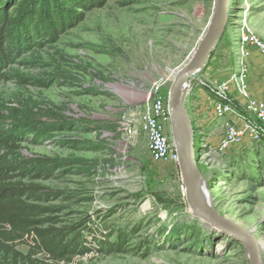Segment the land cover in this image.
<instances>
[{"label": "rangeland", "instance_id": "374dc122", "mask_svg": "<svg viewBox=\"0 0 264 264\" xmlns=\"http://www.w3.org/2000/svg\"><path fill=\"white\" fill-rule=\"evenodd\" d=\"M213 3L109 0L84 12L56 42L33 48L1 70L9 79L0 80V107L30 113L38 132V142L25 136L19 157H46L45 168L53 173L23 182L58 194L28 202L46 207L45 216L64 224L95 228L99 240L112 242L119 231L132 233L120 246L125 250L90 251L69 261L50 259L24 234L4 240L0 258L8 264H250L241 242L195 213L177 163L153 160L142 132L133 146L122 139L125 117L115 93L120 78L140 77L160 82L159 91L166 94L169 70L185 63L199 44ZM228 3L225 28L205 69L191 77L189 91L200 75L213 88L234 69L243 20L264 42V0ZM251 49L248 60L260 61L258 50ZM214 77V83L208 80ZM227 98L226 115L237 116L238 127L243 121L256 123L236 86ZM193 129L195 163L215 211L248 230L264 264V138L210 152ZM0 130H9L7 121L0 120ZM165 133L173 146L170 130ZM82 232L94 246L93 237Z\"/></svg>", "mask_w": 264, "mask_h": 264}, {"label": "trees", "instance_id": "16d2710c", "mask_svg": "<svg viewBox=\"0 0 264 264\" xmlns=\"http://www.w3.org/2000/svg\"><path fill=\"white\" fill-rule=\"evenodd\" d=\"M108 1L0 0V80L9 79L1 70L21 55L56 42L61 33L82 19L84 12L101 8ZM30 117V113L0 107V120L9 124L8 131L0 130V250L6 248L4 240L24 234H29L35 246L54 261H69L90 251L125 250L120 246L127 243L132 231L117 232L112 242L99 240L94 237L95 228L82 223L64 224L45 216L46 207L28 202L58 195L37 184L23 182L25 177L47 179L53 175L52 170L45 168L48 158L23 160L17 153L25 136L39 141ZM82 231L93 237L94 246ZM0 264L8 263L0 258Z\"/></svg>", "mask_w": 264, "mask_h": 264}, {"label": "water", "instance_id": "95a60500", "mask_svg": "<svg viewBox=\"0 0 264 264\" xmlns=\"http://www.w3.org/2000/svg\"><path fill=\"white\" fill-rule=\"evenodd\" d=\"M228 0H214L207 29L199 44L191 51L185 63L170 69L171 84L167 92V109L169 112V130L178 151V166L182 185L188 203L200 216L225 233H230L246 248L250 264H262L258 241L244 227L222 218L212 205L211 196L205 180L200 175L193 151L194 129L185 107V97L189 91L191 77L207 66L212 51L221 36L227 21ZM205 204L204 209L196 202V195Z\"/></svg>", "mask_w": 264, "mask_h": 264}, {"label": "built area", "instance_id": "2783aa9c", "mask_svg": "<svg viewBox=\"0 0 264 264\" xmlns=\"http://www.w3.org/2000/svg\"><path fill=\"white\" fill-rule=\"evenodd\" d=\"M237 41L234 69L212 90L216 96L214 111L218 117H223L230 111L225 101H228L227 93L234 85L244 99L246 112L255 119L256 123L243 121L241 127H238L234 122L226 121L224 123V133L216 148L219 152L224 151L231 145L242 143L246 138L252 141H260L264 138V98L250 97L245 82L251 47L258 50L264 64V42L257 38L244 20L240 26ZM160 87V82L153 84L146 97L140 119V130L146 135L147 150L153 160L177 163L178 151L175 145L170 144L165 133L166 129H169L170 119L166 104L167 93H161L159 91ZM124 124L126 125V131L130 133L132 131L130 122L125 119ZM182 190H184L183 186Z\"/></svg>", "mask_w": 264, "mask_h": 264}, {"label": "crops", "instance_id": "0c3cea01", "mask_svg": "<svg viewBox=\"0 0 264 264\" xmlns=\"http://www.w3.org/2000/svg\"><path fill=\"white\" fill-rule=\"evenodd\" d=\"M252 50V49H251ZM251 56V55H250ZM214 65L213 58L209 63L208 70L205 74L210 73L211 66ZM225 73V72H224ZM205 75H200L196 78L193 86L190 88L186 101H188L187 111L193 128L200 133L201 145L205 146L210 152H215L219 140L224 133V123L231 121L236 124L239 122L237 116L231 114L218 117L215 115L216 96L213 93V88L208 83L203 82ZM213 83L214 79H208ZM246 87L248 95L252 98H264V64L262 58L260 61L255 59L248 60V74L246 77ZM155 84L151 78L142 79H119L116 82V96L119 100L118 109L122 111L123 117L130 122L132 131L124 133L122 139L128 144L135 145L137 143L140 130V119L143 112V106L147 93ZM231 113V112H230ZM143 133V132H142Z\"/></svg>", "mask_w": 264, "mask_h": 264}, {"label": "bare ground", "instance_id": "6f19581e", "mask_svg": "<svg viewBox=\"0 0 264 264\" xmlns=\"http://www.w3.org/2000/svg\"><path fill=\"white\" fill-rule=\"evenodd\" d=\"M196 199H197L196 202L204 209L205 204H204L202 198L200 196H198V194L196 195Z\"/></svg>", "mask_w": 264, "mask_h": 264}]
</instances>
